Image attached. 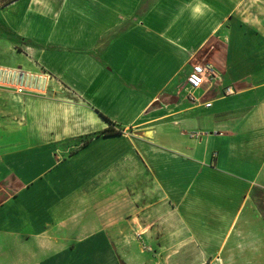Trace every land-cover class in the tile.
Masks as SVG:
<instances>
[{"label":"crops","instance_id":"1","mask_svg":"<svg viewBox=\"0 0 264 264\" xmlns=\"http://www.w3.org/2000/svg\"><path fill=\"white\" fill-rule=\"evenodd\" d=\"M0 46L51 77L0 89V264H264V0H14Z\"/></svg>","mask_w":264,"mask_h":264},{"label":"built area","instance_id":"2","mask_svg":"<svg viewBox=\"0 0 264 264\" xmlns=\"http://www.w3.org/2000/svg\"><path fill=\"white\" fill-rule=\"evenodd\" d=\"M217 79L213 69L207 65L194 64L185 78L184 90L186 96L195 101V92L205 84L211 85ZM51 77L45 72H29L18 67L0 65V89L12 91L18 94H31L44 96L47 92ZM234 89L228 86L224 89V95H232ZM209 107L210 104H205Z\"/></svg>","mask_w":264,"mask_h":264},{"label":"rangeland","instance_id":"3","mask_svg":"<svg viewBox=\"0 0 264 264\" xmlns=\"http://www.w3.org/2000/svg\"><path fill=\"white\" fill-rule=\"evenodd\" d=\"M6 1V0H3ZM1 47V46H0ZM9 56H0V60H2L4 63H1L3 66H7V67H18L20 66L22 69L29 71V72H34V68L35 66L33 64H31L30 62L27 61L26 58H24V56L17 53H8ZM198 64V63H196ZM186 75H182L181 80L179 83H182L183 80H185ZM180 93V91L178 92ZM259 200V199H258ZM260 204H264V200L262 199ZM126 250V251H125ZM140 248H135V249H120V253L118 255V261L119 264H138L135 262H129L131 261V259L133 258V261H136L137 259H139L140 255L142 252H140ZM126 256L130 257V260L128 262H126Z\"/></svg>","mask_w":264,"mask_h":264},{"label":"trees","instance_id":"4","mask_svg":"<svg viewBox=\"0 0 264 264\" xmlns=\"http://www.w3.org/2000/svg\"><path fill=\"white\" fill-rule=\"evenodd\" d=\"M12 1H14V0H6V1L0 2V7H4L7 4L11 3ZM109 123H110V125L105 130L101 131L97 136L110 137V136H117V135H121L122 134V130L121 129H114L113 126H112V123L111 122H109ZM87 143H88V140L84 141L82 143V145H85ZM261 209L263 211V216H264V205L261 207Z\"/></svg>","mask_w":264,"mask_h":264}]
</instances>
